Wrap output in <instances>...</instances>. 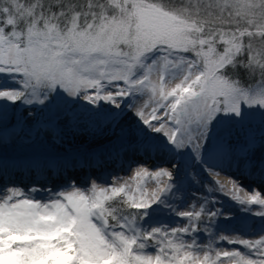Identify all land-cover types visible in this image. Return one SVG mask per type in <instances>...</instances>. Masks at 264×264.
Wrapping results in <instances>:
<instances>
[{"label": "snow or ice", "instance_id": "6c2138e0", "mask_svg": "<svg viewBox=\"0 0 264 264\" xmlns=\"http://www.w3.org/2000/svg\"><path fill=\"white\" fill-rule=\"evenodd\" d=\"M232 169L264 183V0H0V264H264Z\"/></svg>", "mask_w": 264, "mask_h": 264}, {"label": "rangeland", "instance_id": "374dc122", "mask_svg": "<svg viewBox=\"0 0 264 264\" xmlns=\"http://www.w3.org/2000/svg\"><path fill=\"white\" fill-rule=\"evenodd\" d=\"M130 173H131V171L128 172V171L118 170L115 173V175H118V176H120V177H122L124 179H127L128 177L131 176ZM231 174L234 175V176H240V173H237L236 170H234V169L231 170ZM109 179H111V177ZM218 179H219V177H218ZM251 181L252 180H250L249 182H241V183L244 184V185H246V186H250L251 185L252 187H256V185L254 186V182L255 181H252V182ZM220 182H223V180H220ZM25 183H28V181H25ZM132 186H133V188H135V182H133ZM143 186H144V190L146 192H148V193L152 192L156 188V184L152 180H148L146 183H144ZM259 186L261 188V191H264V186H262V185H259ZM249 190H251L250 187H249ZM221 199L224 200V204H225L226 210H228V208L230 207L231 201H229L226 197H221ZM230 210L235 211V208L232 207V208H230Z\"/></svg>", "mask_w": 264, "mask_h": 264}, {"label": "bare ground", "instance_id": "6f19581e", "mask_svg": "<svg viewBox=\"0 0 264 264\" xmlns=\"http://www.w3.org/2000/svg\"><path fill=\"white\" fill-rule=\"evenodd\" d=\"M141 103L143 102L142 100L140 101ZM235 170V169H234ZM128 172H130L131 170H127ZM238 173V172H237ZM123 174V173H122ZM132 175V171L130 173ZM240 179H241V182H249L250 180L252 181H255L254 182V186L256 185V187H259V185H262L264 186V183H261L258 179L257 180H253L252 178L250 177H244L242 174H240ZM219 179L220 180H223V182L221 183H224L226 185V187H230V184L228 183V178L225 176V175H221L219 176ZM251 181V182H252ZM260 188V187H259ZM240 195L243 197L244 196V193L241 192ZM231 205V204H230Z\"/></svg>", "mask_w": 264, "mask_h": 264}]
</instances>
